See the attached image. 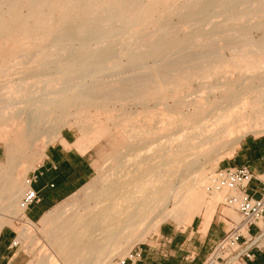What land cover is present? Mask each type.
<instances>
[{
  "label": "bare ground",
  "instance_id": "obj_1",
  "mask_svg": "<svg viewBox=\"0 0 264 264\" xmlns=\"http://www.w3.org/2000/svg\"><path fill=\"white\" fill-rule=\"evenodd\" d=\"M144 2L0 0L9 56L0 67V126L9 134L0 230L22 215V180L66 123L79 124L72 146L81 153L108 124L127 142L83 201L40 221L49 249L28 264H106L168 219L187 226L200 216L205 232L222 192L210 170L246 135L264 133V0L169 2L158 20L133 29ZM92 106L104 122L85 111ZM32 226L17 241L35 242Z\"/></svg>",
  "mask_w": 264,
  "mask_h": 264
},
{
  "label": "crops",
  "instance_id": "obj_2",
  "mask_svg": "<svg viewBox=\"0 0 264 264\" xmlns=\"http://www.w3.org/2000/svg\"><path fill=\"white\" fill-rule=\"evenodd\" d=\"M76 137L70 129H62L59 137L45 147L35 169L28 173L27 188L37 194L39 201L24 208L19 218H25L26 223L41 226L40 221L46 214L56 213L65 201L91 180L94 172L92 147L79 152L72 146ZM4 154L5 146L0 142V162ZM225 166L247 167L253 175L248 194L258 197L257 191L264 183V137H244ZM226 223L214 214L203 233L199 230V217L183 230L161 224L153 246L143 250L142 259L135 264H201L227 232ZM255 231L254 228L249 229L251 234ZM15 240L16 232L10 226L0 230V264H28L24 252L14 248ZM259 241L260 246L250 250L248 264H264V238Z\"/></svg>",
  "mask_w": 264,
  "mask_h": 264
},
{
  "label": "rangeland",
  "instance_id": "obj_3",
  "mask_svg": "<svg viewBox=\"0 0 264 264\" xmlns=\"http://www.w3.org/2000/svg\"><path fill=\"white\" fill-rule=\"evenodd\" d=\"M178 1L182 2L183 0H178ZM178 1L177 0H174V1L173 0H145L144 3H145V7L147 6V9H146L147 12L145 14L144 22L147 19H149V16H151V15L152 16L150 17V20H147L145 22L144 25H143V23H144L143 20H135L133 22L132 28L133 29H142L143 27L149 25V23L155 22L156 20H158L157 18L160 17L162 12H166L168 10L167 7H169L172 4L171 2H173L174 4H178V3H180ZM161 7H163V8H161ZM152 13H155V14H152ZM135 22H136V24H135ZM138 22L142 23V26H140ZM140 27H142V28H140ZM148 28L151 29L150 26ZM186 31H188V30H186ZM254 36L257 37L258 34L254 33ZM1 49H3V50L1 51ZM6 50H7V48L5 49V48L0 47V52H2V53H0L1 54L0 55V67H2V64H4L5 62L8 61L7 58H9V56L3 54V53H6ZM167 53H169V52H166V54ZM10 59L12 61L13 58H10ZM94 109H97V108L92 106V107L86 108L85 111H88V113H90V114L93 112V114H95L96 118L98 116L99 120L104 122L105 121V119H104L105 116L103 115V113L98 111V110H97L98 112L96 110L94 111ZM96 112L98 114H100V115H103V117L98 115ZM71 122L72 121H69L68 123H66L62 129H64V128L70 129L73 133H75L77 135L76 138H79L80 137V131H78V129H77V127H78L77 125H79V124L75 123V122H72V123ZM75 124H77V125H75ZM109 125H110V127H109L110 129L108 130V132H106L99 139V141L96 142L95 145H93L92 148H91V157H92L93 168H94V172H93V176H92L91 180L89 181L88 184H86L83 188H81L74 196L70 197L67 201H65L64 202L65 204L73 202V201H76V200L79 201V202L83 201L84 200V196L87 195L90 190H92L93 188H96L98 186L97 184L99 183V181L102 178H104V176H107L108 174H110L111 168L113 166V161L111 160V158L114 157V154L116 155V153L121 152L123 150L122 148H124L126 146L127 142H126L125 137L120 133V131L117 128H114V127L112 128L111 124H108V126ZM18 126L21 127L19 124H18ZM108 126H106L107 129H108ZM6 129H7L6 127H1L0 126V142H1V144H4V146H6V142L8 143V139L7 138L9 137V134H7L8 130H6ZM258 136H263L264 137V133H258L257 135L256 134H248V135L245 136V138L246 137H258ZM41 142H39L40 144L36 143L37 145H35V146H37V147L33 148L34 152L39 153L40 150H42L43 143H41ZM6 155L8 157V154H6ZM227 160L228 159H224L223 161L218 162L216 164L217 166L216 165L213 166V169L210 170V173L213 174V175H211V174L208 175L211 178V180H213V179L219 180V178L217 176L218 171L223 170L225 168H230V167H226L225 166V163L227 162ZM210 168L211 167H208V169H210ZM27 175H26V178L22 180V182H24L26 184V188L24 189V195L30 189V188L29 189L27 188V182L29 180V177L27 178ZM222 184L219 185V183H218V185L220 186L219 191L221 190L224 193L221 192L220 198L217 201L216 208L214 210V214H216V216H219V217L223 218L224 220H226L227 228L229 229L231 227V223L232 222L236 223V222H238L240 220V214L237 211V209L239 208L241 202H240V204L238 203L239 205L238 204H234V203H230L235 198L234 194L232 192L230 194V191H231L230 188H228L224 184H223V186L221 188ZM87 188H88V190H87ZM210 191L213 192V188L211 186H209L208 190L206 191L207 196L209 195L207 197V199L211 196V192ZM217 192H218V190H217ZM257 192H258L257 196H259L260 191H257ZM236 193H237V191H236ZM241 197H242V195H241ZM254 198H257V197H254ZM60 207H61V209L59 208L57 210V212H56V214H58V215L62 214V212H64V210L66 209L65 207L64 208L62 206H60ZM197 217L200 218V216H197ZM26 222H27V220L25 218H23V219L18 218L17 220H14L12 222V224L10 225V227L16 232V238H17V231L22 226H24ZM162 224L171 225L172 227L176 228L177 230H183L185 227H187V226H185L183 224L177 225L176 222H174L173 220H170V219L166 220ZM33 227L35 229V232H32V234L34 236V239H36V240H34L35 242L29 243V241L27 239H25V240H21V241L15 240V244H14V248L15 249H20L22 252H24V254L26 255L25 256L26 257V261H28V262L31 261L32 259H33L34 262L35 261L37 262L41 258V255L44 252L46 253V251L49 249V246L47 245V239H46L47 238V234L45 233V232H47L48 229H46V228L43 229L38 224H34ZM159 227L156 229V231L147 232V233L143 234L142 237H139L138 239L136 238L133 241L127 256H122L121 255L122 253H119L117 255H113L115 257L112 256L113 257L112 259H117V260L124 259L125 262L127 263V262H129L128 258H130V256H131V260L136 259L135 263L138 260H141L142 259V255L141 254L143 253V250L153 246L152 244L154 242L155 236L158 234ZM262 231H264V228H262ZM262 238H264V234H262L258 239L254 240V242H256V243L253 245V248L257 247V246H260V241L259 240L262 239ZM33 243H35V244H33ZM215 245L210 250L208 256L206 257V259L201 264H204L206 262V260L209 258V256L212 253ZM226 262H227V259L225 258V255L224 254H220L219 255V259L217 261H214L212 264H225ZM206 264H210V263L207 262Z\"/></svg>",
  "mask_w": 264,
  "mask_h": 264
},
{
  "label": "built area",
  "instance_id": "obj_4",
  "mask_svg": "<svg viewBox=\"0 0 264 264\" xmlns=\"http://www.w3.org/2000/svg\"><path fill=\"white\" fill-rule=\"evenodd\" d=\"M217 176L219 182L228 188H233L242 195V202L237 209L240 214V220L231 223V227L227 230L221 240L217 242L209 258L204 264L209 262L212 264L219 259L220 254H224L227 262L225 264H248L251 258L250 250L256 242V237L264 234V183L262 184L260 194L257 198L248 194L249 183L253 179L252 173L247 167H231L218 171ZM37 194L30 190L23 198L26 208L32 203L38 202ZM25 208V209H26ZM262 224L261 228L258 224ZM250 228H254L255 234L249 232ZM248 237V238H247ZM125 262L124 259H112L106 264H135L136 259Z\"/></svg>",
  "mask_w": 264,
  "mask_h": 264
}]
</instances>
